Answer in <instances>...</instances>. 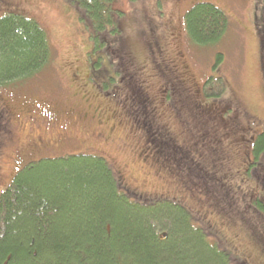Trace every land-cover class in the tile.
<instances>
[{"label": "rangeland", "instance_id": "1", "mask_svg": "<svg viewBox=\"0 0 264 264\" xmlns=\"http://www.w3.org/2000/svg\"><path fill=\"white\" fill-rule=\"evenodd\" d=\"M197 3H210L228 17V31L216 49L194 46L186 38L183 19ZM114 7L122 14V30L113 39L108 59L103 51H90L89 23L70 0H0V15L16 12L36 21L52 51V62L29 83L0 88V191L28 161L59 154H102L122 173L129 191L147 198L178 199L235 255L264 261L260 245L252 238L257 231L264 235V216L258 217L252 205L247 206L246 197L250 192L260 200L264 197V175H260L264 157L252 167V179L245 180L241 174L252 140L264 130V0H115ZM215 52L224 56L217 73L228 83L231 103L226 100L228 94L210 104L199 94L205 79L216 71ZM98 55L115 75L114 83L107 84L103 77L89 79V65ZM176 80L184 84L183 94L191 95L194 89L197 106L202 103L205 109L184 105V95L176 99L179 107L164 101L165 88ZM134 91L141 94L133 96ZM138 97L153 115L149 128L135 126L138 105L133 100ZM3 103L24 109V122H7ZM226 107L233 110L224 114ZM33 108L61 112L54 122L57 136L62 133L76 142L39 145L41 134L34 128L41 127L23 126ZM11 122L16 124L10 128L7 123ZM150 127L167 129L175 146L188 156V166L162 167L159 158L166 150L150 156L142 133ZM215 158L220 166L212 162Z\"/></svg>", "mask_w": 264, "mask_h": 264}, {"label": "trees", "instance_id": "2", "mask_svg": "<svg viewBox=\"0 0 264 264\" xmlns=\"http://www.w3.org/2000/svg\"><path fill=\"white\" fill-rule=\"evenodd\" d=\"M70 1L89 23L90 51H103L109 59L107 52L122 30L115 0ZM183 25L189 44L216 49L229 20L216 6L197 3L185 13ZM214 60L216 71L203 82L200 97L210 104L228 94L231 103L228 83L217 73L223 53L215 52ZM101 61L99 55L91 61L89 79L103 77L107 84L114 83L115 75ZM51 62L49 38L36 21L16 12L0 15V88L29 83ZM144 111L137 110L134 118ZM150 136L144 135V146L151 148V157L157 156L158 149L166 150L165 154L171 149L172 158L177 152L184 154L171 141L165 145L161 140L164 143L155 147L159 141L153 143ZM256 137L251 156L258 163L264 157V130ZM161 158L162 167L188 166L170 157L165 165ZM242 178L252 179L251 172ZM122 182V173L102 154H59L25 163L0 191V264H264L235 255L178 199L147 198L129 191ZM260 199L252 201L258 217L264 216V197ZM261 234L257 231L252 238L264 253Z\"/></svg>", "mask_w": 264, "mask_h": 264}, {"label": "flooded vegetation", "instance_id": "3", "mask_svg": "<svg viewBox=\"0 0 264 264\" xmlns=\"http://www.w3.org/2000/svg\"><path fill=\"white\" fill-rule=\"evenodd\" d=\"M160 71L162 73L163 72V69H161ZM183 85L184 84L180 83L177 80L175 81L174 84L173 83L172 84H169L168 90L165 91L164 101L169 100L170 102L177 104L178 107H179L181 105V103H177L176 99H177L178 96H183L184 95L185 96V99H186L185 103H183L184 105L190 107V105L196 104L195 107H190V108H193V110L194 109H202V110L205 109L206 106L204 104L202 105V103L199 105V107L197 106V103L198 102L196 101V97H198V96H197L196 92H194V90L192 88H191V91L193 93L191 95L190 94L189 95L183 94ZM134 92H135L134 93V95H135L136 94V91H134ZM139 94H141V93H138V95ZM135 99L133 100V104L136 105V106L138 105L137 110H140L141 111L142 108H145L142 105L143 102L140 101L142 98H139L138 97V98H135ZM2 106H3L2 107V110H3L4 116L6 117V121L7 122H9L10 120H13V121H17L18 120L17 124H20V123H23L24 122L23 121L24 115H22V113H23L22 110H24V109L18 110V109H15L13 107L10 108L7 103H3ZM12 109H14L15 112H13ZM4 110H6V111L4 112ZM45 110L46 109H44V108H42V109H35V108H33L29 112L26 111V112H28V119H30V120L28 121V123H25V125H23L25 127H41V129L34 128L38 133L41 134L40 136H38V139H37L38 144L39 145H44L46 147H52L54 145L63 146L65 143H75L76 142V139L72 140L67 135L66 136L65 135L64 136H61L62 133H60V135L57 136L56 128H55V125L56 124L54 122L56 121L55 119L61 117L62 113L59 112L58 110L51 111L52 113H54L56 115L54 117V115L51 114V112H46ZM137 110H135V112ZM226 110H231L232 111L233 108L228 107ZM145 114L142 113V115H140V116L137 114L136 119H134L135 120V126L136 125L140 126L141 124L143 125V127H146V128L149 125L151 126L153 115H150L148 112H147L146 115ZM224 114H226V112ZM86 118H87V116H86ZM49 119H52L50 123H49ZM79 121H81V122L84 123V120L82 119V117L79 119ZM11 123L12 124L7 123V126L10 127V128L11 127H14V125L16 124L14 122H11ZM93 123H94V115L92 114V116L90 118V124H93ZM43 125H45L44 128H43ZM86 125L89 126V120L86 122ZM162 130L161 129H159V130H151V132H150L149 129H146V130L143 131V134L146 135L149 132V135L151 134L150 137L153 138V140H154L153 143L159 141L158 143L155 144V147H156L157 144L159 145V144H163L164 143V142H161V140H165V145H167V143H170V141L171 142H175L170 137L171 134L167 131V129L162 128ZM163 133H165V134H163ZM259 134L260 133H257L256 136L259 135ZM256 136L254 137V139L252 140L251 145H250V149H249L250 154H248L249 155L248 162L245 164V167H244L243 172H241V174H243V176H245V177L248 175V173L251 172V170L253 169L252 167H254V165H257V163H255L253 157L251 156L252 150H253L252 147H253V144H254V142H255V140L257 138ZM171 144H173V143H171ZM175 147L179 148L178 146H175ZM161 151H162V149H158L157 153L158 152H161ZM171 152H172V150L170 149L169 150V153H167V154L164 155L166 160L169 157L172 158L170 156ZM176 155H177V157L179 158L180 161L177 159L176 156L173 157L171 161L176 162V163H178V162L179 163H181V162L182 163H185L186 162L185 160H188L189 159L188 156L185 155V154H180V153L177 152ZM166 156H168V157H166ZM166 160L165 161L164 160L162 161L165 165H166ZM191 162L193 164H195V165H200L198 163H195V161H193V160H191ZM212 162L213 163H217L218 166H220V161L218 160V158L217 159L215 158L214 160L212 159ZM203 164L206 165L207 163L203 162ZM216 166L215 165L213 166L214 169H215V172H218L219 173V170L216 168ZM201 169H203V167H201ZM260 169H261V174L260 175L263 176L264 175V166L263 167H260ZM204 173L206 175H208L209 171L206 170V171H204ZM200 175H201V173H200ZM200 175H199V177H200ZM219 176H220V178H218V179L222 180L223 177L221 175H219ZM245 180H247V179L245 178ZM246 197H251V198H248V199H251V200L249 201V203L247 204V206H251L254 201H257V196H255V194L252 193V192L248 193L246 195Z\"/></svg>", "mask_w": 264, "mask_h": 264}, {"label": "bare ground", "instance_id": "4", "mask_svg": "<svg viewBox=\"0 0 264 264\" xmlns=\"http://www.w3.org/2000/svg\"><path fill=\"white\" fill-rule=\"evenodd\" d=\"M191 226V225H190Z\"/></svg>", "mask_w": 264, "mask_h": 264}]
</instances>
